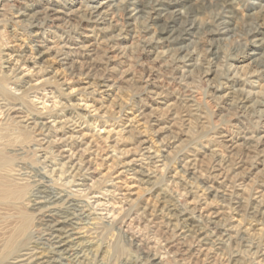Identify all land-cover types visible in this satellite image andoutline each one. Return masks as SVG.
<instances>
[{
  "label": "rangeland",
  "instance_id": "obj_1",
  "mask_svg": "<svg viewBox=\"0 0 264 264\" xmlns=\"http://www.w3.org/2000/svg\"><path fill=\"white\" fill-rule=\"evenodd\" d=\"M97 1L16 2L37 4L35 11L52 5L65 13L55 26L36 27L28 22L35 17H19L6 6L7 0H0V58L8 59L0 60V78L12 69L0 84L7 99L4 105L9 104L0 115V155L9 159L0 169V179L15 187L28 185L27 196L41 195L34 180L55 167L38 156L44 151L37 154L30 149L31 138L9 119L16 114L32 119L41 113L53 125L55 138L62 137L61 143H47V149L70 148L74 162L81 166L79 179L88 184L64 187L63 194L73 191L80 201L95 206L99 199L106 200L107 207L119 214L118 221L102 223L101 245L91 253L92 264H264V214L259 210V201H264V139L260 138L264 92L256 93L260 89L254 86L260 82L264 88V80L240 74L239 80H230L236 77L235 67L227 58L210 74L211 65L204 59L193 68L174 64L167 57L169 50L192 51L198 46L196 37L184 34L177 43L169 42L164 40L167 35L157 36L154 30L143 32L136 21L127 26L122 11L103 22H92L78 10L66 15L81 2ZM232 1L233 6L226 8L216 6L221 0L201 1V17L217 20L213 28L221 30L212 48H219L224 56L236 50L257 53L253 58L264 60V49L255 46L258 38H264L257 20L264 13V0ZM134 7L129 4V12ZM168 10L188 11L175 4ZM189 15L184 13L175 23L183 33L196 31ZM159 37L162 43L156 42ZM38 50L45 54L41 57ZM231 96L236 97L233 102ZM12 106L19 113L10 110ZM247 137L261 141L252 146ZM17 148L24 152L13 151ZM26 204L0 202V264H5L1 244L6 235L13 233L19 218L32 212ZM139 210L142 216L135 219L133 211ZM106 211L98 208L97 213ZM32 217L28 236L37 238L44 228L36 212ZM188 217L193 220H184ZM132 235L141 237L144 245L140 247Z\"/></svg>",
  "mask_w": 264,
  "mask_h": 264
},
{
  "label": "bare ground",
  "instance_id": "obj_2",
  "mask_svg": "<svg viewBox=\"0 0 264 264\" xmlns=\"http://www.w3.org/2000/svg\"><path fill=\"white\" fill-rule=\"evenodd\" d=\"M201 1L202 0H99L94 5L81 2L80 6L76 10L75 9L71 10L70 14H66V15L70 16L78 10L80 13L87 15L88 20H90L92 22H103L104 20L106 21L107 17L109 15L111 16L112 13H118V12L122 11L125 13V18L127 19L125 24L127 26L131 27V26L135 25L134 21H136L137 23H140L141 29L143 32H150L151 30H154V32L157 34V36L167 35V37H164V40H167L169 42H176L180 39H183L184 36H182V35H184V34H192L196 37V39H197L196 42L198 43V46L194 50L186 51L187 49H184V48H178V49L172 48L173 50L172 49L169 50V54L167 55V57H170L174 64L175 63H182L185 67H192V66H195L198 63H200L199 60L204 59L209 65H211L210 68L208 69V72H207V74H210V72L214 73L217 69H219V66H220L219 61H221L223 58H227V60L233 61V62L228 63V64L231 67H233V66L235 67V69H234L235 75L234 76H236V77H233V79L230 78V80H234V78H235V80L236 79L239 80V74H240V76H242L244 78L256 77L259 81H263L264 80V60L259 61V60H257V58H253V56H254L253 54H257V53H249L246 51L243 52V51L236 50V51H232V52H230V54L224 56L219 51V48H217L215 46L212 48V45L214 44V42L217 41L218 39H220V38H218L217 35H219L221 33V30L213 28L216 26L215 24L217 23V20L212 19V18L205 19V18L201 17L200 14L203 11V4ZM221 1H222L221 3L216 4V6L218 8H220L221 6L226 8V6H233V4H234V1H232V0H221ZM16 2L19 3V0H7L8 5H6V6H8L10 9L14 10V14H17L19 17H28V16L29 17H35L34 19L32 18L31 20H28V22L31 26L42 27L44 25H49V23H50V25L52 24L51 26H55L57 21L63 20V16H61V15L65 14L61 9H58L52 5L42 6L41 10L35 11V8H33V6H37V4H29V5L23 4L24 6H19V5L15 4ZM129 4L135 5V7L133 9V13L129 12V9H128ZM174 4L186 6L188 11L184 12V11L179 10L178 14H176V13L173 14V12L169 11L168 8L170 5H174ZM1 10H4V7ZM31 11L32 12L34 11V12L31 14ZM184 13L190 14L189 16H191V19H192L191 22H192V24H194V28H196V31L194 33H192V32L190 33L189 31H187L186 33H183L182 32L183 30L181 31L179 28L175 27V23H177V21L179 19H181V17L183 16ZM40 15H43V16H40ZM2 16L5 18V14H2ZM257 20H258L259 27L261 29H264V13L259 15L257 17ZM183 22L186 23L188 21L184 20ZM230 26H231V24H230ZM236 30H238V29H236ZM236 30H234V33L236 32ZM250 30L252 31V33L259 32V31H257V29H255L254 31L252 29H250ZM260 33H262V32H260ZM1 34H3V33H1ZM161 40H162V38L160 39V37H159V40L156 42L162 43ZM257 41L258 42L255 45L256 48L264 49V38L260 37L257 39ZM143 42L146 43L145 40H143ZM208 45H210V48L203 47V46H208ZM53 47L58 48V45L55 44ZM181 47H183V46H181ZM168 49H169V47H168ZM172 51H174V52H172ZM38 52H40L41 57L45 54V51L38 50ZM250 52H252V51H250ZM164 54H162L163 56L162 55L161 56L165 58ZM0 60L8 61V59H4V55H1ZM164 61H162V62H164ZM234 62L237 64L233 65ZM174 64H173V66H175ZM182 64H181V66H182ZM184 66H183V68H184ZM212 68H214V70H212ZM11 73H12V69L9 71V74L5 71V73L3 74V77L0 78V84H2L3 82H6L5 79ZM259 81H257V82H259ZM256 84L257 85H254V86H257L260 89V90L258 89L259 91L256 93L264 92L263 85L260 82H259V84L258 83H256ZM235 98L236 97H234V96L232 98H230L231 102H233L235 100ZM4 100L6 101L7 99L0 93V115H3L2 109H4V107H7L9 105L7 103L4 105V103H5ZM240 102H244V101L241 100ZM254 102H256V101H254ZM256 103H260V100L257 101ZM17 104H19V103H16V105ZM10 110H13L16 113H19L20 109L16 108V106H12L10 108ZM44 118L45 117L42 116L41 113L34 114L32 119L27 118V116H21V115L18 116L17 114L13 115L12 117H9V119L11 120V123L13 124L15 129H19L21 132L25 133L27 135V139L31 138L30 149L34 150L35 153H37V154L40 151H44V154L42 156L41 155H38V156L43 158V162L48 161V162L53 163L52 166L55 168H52V170H49L50 173H47L48 171H46V173H43V177L41 179H35L34 180V182H36L35 185H37L38 191L41 193V195L30 194V192H29V194L31 196L30 195L27 196L28 185H22L20 187H17V186L15 187L7 179H6V181L0 179V202H2V203H11L12 202L15 204L27 203L26 205L28 206V208H31V210H32L31 213L28 212V213H26L25 216L19 218L20 223H18V225H16V223H15L16 227L14 229L11 228V230L12 229L14 230L13 233L11 232L12 234H10V235L7 234L8 235L7 236L5 233H3L6 235L4 242L1 244L2 245L1 250L6 251L3 262L5 264H92L93 262H92L91 253L93 254L94 251H96L94 248L95 246H96V248H98L101 245V243H99L98 239L100 237L99 236L100 233L102 232L101 231V229L103 228L102 223H105L107 221L114 223V222L118 221V218H119L118 215L119 214H116V212L114 210L109 209L110 206L107 207L108 205H107V203H105L106 200L99 199L97 206H95V205H92L91 202H88L87 204H85L82 201H80V199L76 198V195L72 194L73 191H71L70 194L69 193L63 194V192L66 191L65 189H63L64 187H71L72 185H74V186L75 185L85 186L88 184H86V182H85L86 179H79L80 177L78 175H80V172H81L80 167L81 166H79L78 163L74 162L76 159L75 154L71 151L70 148L65 147V145H59L58 146L56 144L57 145L56 150L50 151L49 149H47V148H49L47 143H49V142L61 143L62 137L61 138H55L56 136L54 133L56 131L53 130V128H52L53 125L51 123L45 121ZM1 119L2 118L0 117V130L3 129V126H2L3 122ZM225 136L226 135H223V137H225ZM49 137H54L55 140H49ZM260 138L264 139V135L261 136ZM245 140L247 141V144H252V146H254L255 143L258 145L259 142L261 141L259 138L255 139V137L254 138L253 137H247V138H245ZM224 141L229 142L230 139L225 138ZM13 151H16V152L19 151L20 154L24 152V150L22 148H17ZM7 162H9V159L2 157L0 155V169H2L4 166H6L8 164ZM192 162L193 161L188 160V162H187V163H189V164H187L188 167H190V168L194 167V166H192L193 165ZM6 167H4V168H6ZM56 167H58V168H56ZM222 174L224 175V172ZM54 175H56V177H54ZM45 178H48V179L50 178V180L47 179V181H46ZM220 178H222V177H220ZM80 180H82V181H80ZM50 181H53L56 184L55 185L56 188L51 187L48 184ZM220 183H222L223 185L225 184V183H223V181ZM225 186H227V185L225 184ZM50 188H52V189H50ZM224 191H222V192L224 193ZM78 192H83V191H78ZM79 195H82V194H79ZM11 200H14V201H11ZM242 201L245 202L244 200H242ZM107 202H108V200H107ZM164 206H166V205H164ZM259 206H260V209H259L260 213L264 214V210H263L264 201L263 202L259 201ZM103 207H104V210H107V211L105 213H97L98 208H103ZM166 207H168V206H166ZM33 212H36V214L39 216L38 220L42 223L41 225L44 228L43 235H41L40 237H37V238H33L31 236H28V231H29L30 225H31V219L30 218L32 217ZM133 215L135 216L134 217L135 219H138V218L140 219V217L142 216V212H140V210L139 211H133L132 216ZM83 217H88V219L93 220L92 223L85 222ZM191 219H192V217H188L187 219H184V220L189 221ZM5 220H7V219H5ZM196 225L197 224H195V226ZM0 226H3V225H0ZM8 226H10V225H7V227ZM4 228H3V230H5ZM202 228L199 227V229H202ZM1 229L2 228L0 227V234L2 233ZM214 229L217 230L218 227L214 226ZM128 232H129V230H128ZM215 234H216V232H215ZM131 237L134 241L136 240V243L137 242L139 243L138 245L140 247H141V245H144L143 244L144 241L142 239H140L141 237L138 238L136 235H132ZM95 239H97L96 242H94ZM218 239L223 240L222 236H219ZM239 239H240L239 242L241 243L243 241V237H240ZM244 239H246V238H244ZM0 242H2V241H0ZM104 248H106V246H104L102 248V250H101L102 252L105 251V250H103ZM144 251H146V250H144ZM146 252H147V255H150L148 251H146ZM106 253H108V252H106ZM144 256L146 257V255H144Z\"/></svg>",
  "mask_w": 264,
  "mask_h": 264
}]
</instances>
